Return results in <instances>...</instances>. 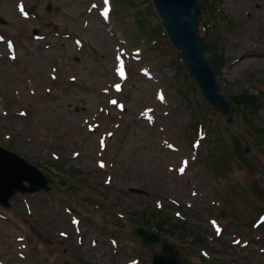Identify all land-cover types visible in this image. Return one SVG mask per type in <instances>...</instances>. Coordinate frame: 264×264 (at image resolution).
Segmentation results:
<instances>
[{"label": "rangeland", "instance_id": "374dc122", "mask_svg": "<svg viewBox=\"0 0 264 264\" xmlns=\"http://www.w3.org/2000/svg\"><path fill=\"white\" fill-rule=\"evenodd\" d=\"M200 1L222 94L257 97L255 118L240 103L232 126L264 163V0ZM0 17V145L51 185L0 206V264H151L160 244L134 229L156 209L203 238L168 239L181 264H264V179L152 0H0Z\"/></svg>", "mask_w": 264, "mask_h": 264}, {"label": "water", "instance_id": "95a60500", "mask_svg": "<svg viewBox=\"0 0 264 264\" xmlns=\"http://www.w3.org/2000/svg\"><path fill=\"white\" fill-rule=\"evenodd\" d=\"M162 17L170 40L180 49L181 56L191 76L199 83L205 97L212 103L231 126L230 104L219 92L210 62L204 54V44L198 33V15L200 6L198 0H154ZM246 158L263 175L264 166L250 155L246 141L239 136ZM23 180L29 181L25 186ZM47 179L40 172L15 153L0 147V202L8 205V198L18 189L33 191L45 187ZM136 232L146 242L157 241L155 234L141 228ZM162 254L155 256L153 264H179L172 247L162 242Z\"/></svg>", "mask_w": 264, "mask_h": 264}, {"label": "trees", "instance_id": "16d2710c", "mask_svg": "<svg viewBox=\"0 0 264 264\" xmlns=\"http://www.w3.org/2000/svg\"><path fill=\"white\" fill-rule=\"evenodd\" d=\"M207 46V45H206ZM209 50V49H207ZM236 102L237 104H239L241 101H244V107L245 109L247 110L248 108H253L255 106V98L254 97H248V96H245V95H241L236 97ZM240 99V100H238Z\"/></svg>", "mask_w": 264, "mask_h": 264}, {"label": "bare ground", "instance_id": "6f19581e", "mask_svg": "<svg viewBox=\"0 0 264 264\" xmlns=\"http://www.w3.org/2000/svg\"><path fill=\"white\" fill-rule=\"evenodd\" d=\"M216 81H217V84H218L219 90L221 91V89H222V85L219 83V81H218L217 79H216ZM95 257H96L97 259H99V260H103V256H102V254H101L100 252H98V254H96Z\"/></svg>", "mask_w": 264, "mask_h": 264}, {"label": "snow or ice", "instance_id": "6c2138e0", "mask_svg": "<svg viewBox=\"0 0 264 264\" xmlns=\"http://www.w3.org/2000/svg\"><path fill=\"white\" fill-rule=\"evenodd\" d=\"M105 3H107V0H105ZM117 72H118V74H120L121 76H123V69H122V67L121 68H118L117 69ZM117 88H119V85H117Z\"/></svg>", "mask_w": 264, "mask_h": 264}]
</instances>
